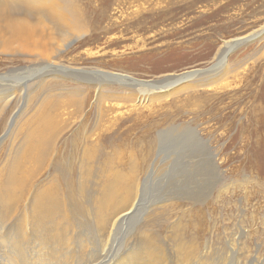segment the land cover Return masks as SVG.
I'll use <instances>...</instances> for the list:
<instances>
[{
  "label": "rangeland",
  "instance_id": "374dc122",
  "mask_svg": "<svg viewBox=\"0 0 264 264\" xmlns=\"http://www.w3.org/2000/svg\"><path fill=\"white\" fill-rule=\"evenodd\" d=\"M44 2L41 11L19 6L12 11L8 19L36 30L32 40L39 50L32 55L19 49L31 42L13 41L14 51H5L0 42V77L12 75L19 84L25 70L51 59L88 73L86 78L52 74L41 81L40 75L26 76L24 89L13 91L6 123L0 120V156L25 137L46 98L67 101L80 95L81 112H75L77 104L58 110L76 113L66 138L81 125L104 129L105 141L114 140L121 154V170L127 175L126 166L137 165L132 199L138 195L147 205L140 216L163 208L151 217L157 241L165 243L177 222L200 253L210 249L203 257L206 264H264V34L214 66L224 42L264 29V0ZM63 16L71 17L73 42L61 51L56 46L54 56L45 55L57 43L64 45L58 35ZM4 17L0 27L6 33ZM39 52L50 58L42 60ZM96 72L142 85L101 83ZM187 72L201 75L165 91L169 78ZM98 94L104 99L102 115ZM144 95L150 99L141 100Z\"/></svg>",
  "mask_w": 264,
  "mask_h": 264
},
{
  "label": "bare ground",
  "instance_id": "6f19581e",
  "mask_svg": "<svg viewBox=\"0 0 264 264\" xmlns=\"http://www.w3.org/2000/svg\"><path fill=\"white\" fill-rule=\"evenodd\" d=\"M43 4L44 0L0 2V22L5 16L3 21L8 23L6 33L0 27V42H4L5 51H14L12 43L31 42L27 48L20 45L19 49L32 55L38 52L35 49L39 46L32 40L36 30L31 25L27 27L16 23L14 18H8L13 16L12 11L18 6L41 11L46 7ZM60 8L67 11L65 6L60 5ZM70 18L63 16V22H60L63 29L58 35L64 45L57 43L45 55L54 56L56 46V51H61L63 46L66 48L73 42L71 40L75 34H72ZM42 19L37 18L41 22ZM263 34L264 29L259 28L247 36L224 42L217 53L218 63L214 66L223 64L230 52ZM39 55L42 60L49 57L42 56L41 53ZM51 60L34 71L25 70L19 84L18 81L15 83L12 75L0 77L1 125L8 119V106L12 102L13 91L24 89L22 82L31 75H40L39 81L52 74L86 78L83 75L88 72L59 66ZM220 69L216 71L217 74ZM41 72L44 73L43 76ZM98 74L101 83L109 80L136 84L125 76L95 73L96 76ZM199 75V72H187L179 77L169 78L165 91L198 79ZM200 82L198 87L209 86L213 80ZM73 94L77 96L76 92ZM98 95V108L102 115L100 104L104 99L102 94ZM54 97V100L49 97L44 100L35 120L27 128L25 137L16 147L9 148L6 157H1L2 154L0 156V264H206L203 257L211 254L210 249L201 254L194 241L187 242L180 223L176 222L171 226V235L169 239L166 238L165 243L157 241L155 235L158 230L151 217L152 213L163 208H153L152 213L144 212L146 217L140 216L147 205L141 203L138 195L132 199L137 184V165L130 160L132 164L126 166L132 176L121 170V154L112 146L115 144L114 140L105 141L104 129L94 131L81 125L66 138L72 133L71 118L82 110L83 97L79 95L76 100L67 97V101ZM149 99L145 95L141 97L143 101ZM74 104L78 105L76 113L58 112L60 108L68 110ZM129 179H133L129 183L132 186L127 188L125 183ZM65 208L67 212H64ZM74 220L76 222L73 225ZM78 221L81 222L77 223ZM77 226L80 230L74 235L73 230ZM216 255L215 252L214 256Z\"/></svg>",
  "mask_w": 264,
  "mask_h": 264
},
{
  "label": "water",
  "instance_id": "95a60500",
  "mask_svg": "<svg viewBox=\"0 0 264 264\" xmlns=\"http://www.w3.org/2000/svg\"><path fill=\"white\" fill-rule=\"evenodd\" d=\"M206 71H208V70H206ZM206 71H204V72H206Z\"/></svg>",
  "mask_w": 264,
  "mask_h": 264
}]
</instances>
